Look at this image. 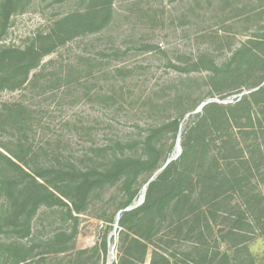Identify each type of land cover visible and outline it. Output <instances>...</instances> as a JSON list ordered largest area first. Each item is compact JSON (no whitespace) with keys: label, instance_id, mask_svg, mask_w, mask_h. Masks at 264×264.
I'll return each instance as SVG.
<instances>
[{"label":"rangeland","instance_id":"1","mask_svg":"<svg viewBox=\"0 0 264 264\" xmlns=\"http://www.w3.org/2000/svg\"><path fill=\"white\" fill-rule=\"evenodd\" d=\"M81 7V0H25L0 19V46L23 48ZM113 7L108 27L44 55L22 86L0 90V152L31 175L23 180L0 158V180L7 182L6 190L0 182V264H214L225 254L239 264H264V222H257L264 195V0H114ZM74 60L77 67L60 79ZM261 87L247 108L227 110L238 117L233 127L211 130L208 159L177 163L205 105H234ZM13 109L22 117L5 119ZM229 135L235 148L223 142ZM117 139L133 145L126 155H151L161 166L130 174L129 187L122 177L85 197L32 172L62 156L83 169L99 167L83 155ZM166 155L175 164L165 182L186 171L182 205L127 216L121 225L125 211L143 204L145 184ZM202 166H213L212 178L223 184L201 179ZM23 192L45 197L31 206L19 199Z\"/></svg>","mask_w":264,"mask_h":264},{"label":"trees","instance_id":"2","mask_svg":"<svg viewBox=\"0 0 264 264\" xmlns=\"http://www.w3.org/2000/svg\"><path fill=\"white\" fill-rule=\"evenodd\" d=\"M24 1L25 0H0V19L3 18L4 21H7L12 10L16 7H21L24 4ZM113 1L114 0H81V8L72 10L62 17L55 19L50 25L49 30L44 35H37V38L31 44L26 45L23 48L6 45L0 46V90L9 86H11L10 88H18L22 86L27 79L29 72L40 65L44 55L55 52L58 48L64 46L67 42L72 41L75 38L98 33L108 27L114 13ZM2 20H0V22ZM82 58L83 57L81 56L79 57V59ZM85 59L90 61L89 57H85ZM65 66L67 73L63 75V77H60V79H68L70 70L77 67V62L76 60L69 61ZM61 67L62 65L60 68ZM262 91L263 89L261 87L245 96H241L238 102L230 106H223L217 103H209L205 105L203 107L205 115L189 129L186 141L183 142V152L177 158V163L184 162L188 156H192L194 160L198 159L203 161L205 158L208 159L210 155L208 145L211 141V130L233 127L232 123L238 121V117H233L232 120V117L226 114L227 110L236 109L238 107L247 108V105H249L248 98L254 97ZM262 105V110H264V102ZM262 105L259 108H261ZM211 112H213V116L210 115ZM261 112L263 113L264 111ZM206 113L208 114L206 115ZM6 114L7 117H5V119L14 116L19 120L22 117L20 111L16 109H13L10 113L8 112ZM178 124V120H175V130H177ZM223 142L229 148H235V146L238 145L234 139H231L230 135L228 136L227 141ZM132 146L133 145L127 143V141L117 139L111 145L105 144L90 148V151L86 152L83 156L88 160L91 159L94 161L93 159L96 158V160L100 161L99 167L96 166L93 167V169H83L73 159L62 156L63 158H54L39 169H32V172L35 177L45 180V182L49 183L56 190H60L57 189L59 187L56 186V182H58L64 184L63 186H66V188L69 187L74 190H81L84 197L87 196L94 187L120 180L122 177H125V186L129 187L132 178L130 174H132L133 177L137 176L143 167L146 168V172L149 174L161 166L158 159L150 157L151 155L147 157H133L131 155H126L123 149H131ZM0 158H4V161L8 166L17 169L23 180H26L27 177H31L28 172L16 165L9 157L1 152ZM167 158L168 155H166L162 161L165 163ZM174 164V161H169L161 170L157 180L149 182L143 204L130 211H125L119 220L121 225H125L127 216H136L140 212L146 213L153 208H156V211L161 212L163 208L169 205L173 209H178L180 205H182L184 198L186 197V193L182 187V184L186 179V177H183L186 171L182 170L175 177L171 176V178L165 182L168 176H170L169 172ZM192 164L193 163H190V165ZM201 168L203 170L205 169L204 166ZM3 171L6 170L0 168V172ZM212 174L216 176L217 172L213 166H210L203 171L201 175L202 177L198 176V179L201 177V179H204L206 183L208 182L210 186L211 183L223 184L218 178H212ZM94 175L97 177L93 178ZM225 180L222 181L225 182ZM238 180L240 181V179ZM0 182L1 188L6 190V180L4 181V179H2ZM138 191L139 190L136 189L130 193L124 206H128L132 202V199L137 195ZM49 193L51 198H55L53 192L50 191ZM153 194L155 196H153ZM23 195V201L26 204L31 203V206H36V204L42 202L45 197L39 196L36 192L32 194L23 192L19 196V199L22 198ZM210 199L217 198L213 195L210 196ZM260 200V212H262V215L257 219L259 224L264 222V195H261ZM71 202L74 203V200L71 199ZM143 219H145V217H142L139 220L142 221ZM151 220L153 221L154 219H151L150 217L148 222ZM214 262V264H239L238 260H234V262L229 261L227 254L224 255L223 259L220 258Z\"/></svg>","mask_w":264,"mask_h":264},{"label":"water","instance_id":"3","mask_svg":"<svg viewBox=\"0 0 264 264\" xmlns=\"http://www.w3.org/2000/svg\"><path fill=\"white\" fill-rule=\"evenodd\" d=\"M169 162V160L168 161H166L165 162V164L162 166V168L161 169H163L164 167H165V165L167 164ZM161 169H159L157 172H155V174L154 175H156ZM154 175L146 182V184H145V187H146V185H148L149 184V182L150 181H152L153 180V177H154ZM129 208H126L125 210H128ZM120 213V212H119ZM119 213H117V215H116V220L118 221V218H119ZM116 221V222H117Z\"/></svg>","mask_w":264,"mask_h":264}]
</instances>
